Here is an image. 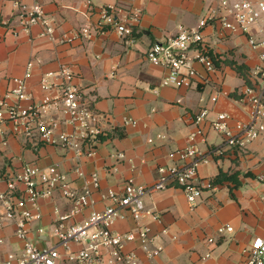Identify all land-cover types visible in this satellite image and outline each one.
Returning a JSON list of instances; mask_svg holds the SVG:
<instances>
[{"label": "crops", "instance_id": "1", "mask_svg": "<svg viewBox=\"0 0 264 264\" xmlns=\"http://www.w3.org/2000/svg\"><path fill=\"white\" fill-rule=\"evenodd\" d=\"M87 1L92 3V22L96 21L98 11L109 5L141 11L136 42L125 44L113 30L88 40L78 36L89 21L85 16L89 12ZM216 3V0H0V94L14 88V80L25 76L27 64L32 61L27 91L30 102L40 103L46 94H57L56 89L49 92L42 89V78L67 65L76 76L75 85L104 116V133L96 155L91 158H79L73 151L44 143L35 149L18 137H9L8 149L0 156V189H6L4 175L19 172L23 164L55 165L68 173L75 188L81 190L88 185L93 190L94 204L64 221L66 225L82 223L91 212L102 211L110 204L101 192L108 189L124 192L130 178L139 184H154L158 167L170 164V153L191 143L195 117L208 109L209 116L202 124L206 142L197 143L207 159L198 167L201 199L192 206L184 192L174 187L146 195V207L161 215V223L144 217L141 224L148 226L152 234L168 230L149 248L155 251L160 246L162 250L150 256L140 240H135L126 244L125 251L135 254L139 264H243L252 240L264 238V135L246 149L227 147L224 137L210 128V121L217 113L227 112L234 122H248L249 103L243 97L249 85H245L235 65L250 69L251 86H262L254 75L255 68L261 65L259 52L249 47L246 37L232 35L215 20L203 27L202 32L219 65L208 72L195 62L198 74L191 87H163L166 70L146 58L153 43L175 36L179 27L197 28ZM36 4L43 6L53 19L54 40L41 36L40 26L23 28V7ZM64 35L66 41L60 42ZM48 82L56 84L58 80L50 77ZM214 96L216 101L212 100ZM125 119L137 124H125ZM5 129L9 131L10 126ZM119 154H124V158H119ZM77 167L85 177L74 172ZM93 172L99 174V190L90 184ZM220 173L236 179H223L212 185ZM39 205L42 219L31 225L32 237L45 246L50 240L38 236L35 229L41 226L50 230L59 215L69 211L70 202L56 191L51 198L40 199ZM123 214L124 218L113 226L121 234L138 227L129 213ZM221 225H229L233 231L219 234L217 229ZM15 233V224L7 223L2 232L0 264L9 252L20 249ZM206 254L211 256L203 259Z\"/></svg>", "mask_w": 264, "mask_h": 264}, {"label": "built area", "instance_id": "2", "mask_svg": "<svg viewBox=\"0 0 264 264\" xmlns=\"http://www.w3.org/2000/svg\"><path fill=\"white\" fill-rule=\"evenodd\" d=\"M216 1L215 7L197 28L179 27L175 36L153 43L146 51V58L151 64L166 70L161 82L163 87H191L198 74L195 62L208 72L216 70L203 36V27L216 20L232 35L246 37L249 47L259 52L261 65L255 68L254 75L263 84L244 89L243 100L249 103V120L234 122L229 113L220 112L210 121V128L224 137L227 147L246 149L264 135V0ZM91 5V1H87L89 12L85 16L89 21L79 30L78 36L88 40L113 30L125 44L136 42V32L142 21L141 11L109 5L102 7L96 21L92 22ZM23 9L24 29L40 26L41 36L55 39V23L43 6L36 4L31 8L24 6ZM64 41L65 35L60 39V42ZM33 66L34 62H29L25 76L14 80L13 89L0 94V156L6 153L9 137L13 136L35 149L39 143H44L73 151L79 158L94 157L100 136L104 133V116L94 109L83 90L75 85L76 76L67 65L41 80L44 91L56 89L57 94H46L40 103L30 102L27 80ZM50 77H55L58 83H49ZM212 100L216 101L217 97L214 96ZM209 113L208 109H203L196 115V128L190 135L191 143L170 153L171 163L158 167V178L154 184L143 185L130 178L124 192L113 189L101 192L102 198L110 204L102 211L91 212L82 223L66 225L64 221L94 204L93 190L88 185L81 190L75 188L68 173L55 165L41 167L26 163L19 172L4 175L6 189H0V244L4 242V228L12 222L16 226L15 235L20 249L9 252L3 264H139L135 254L125 251L126 244L135 240H140L142 248L149 251L150 256L160 253V246H156L155 251L149 248L168 230L165 228L159 234H152L148 226L141 224L144 217L161 223V215L146 207L145 196L174 187L184 192L192 206L201 199L203 191L197 177L198 167L207 159L197 143L206 142L202 124ZM125 124L136 125L137 122L125 119ZM7 125L10 126L9 131L5 129ZM118 157L124 158V154ZM74 172L79 177H85L79 167ZM89 179L92 187L99 190V174L93 172ZM56 191L70 202V208L65 215H59L50 230L41 226L35 229L38 236H47L50 240L49 244L40 246L32 237L31 225L42 219L39 200L51 198ZM124 212L132 216L138 227L121 234L115 232L113 226L118 219L124 218ZM217 231L225 234L233 231V228L221 225ZM210 256L206 254L203 259ZM243 264H264L263 237L252 240Z\"/></svg>", "mask_w": 264, "mask_h": 264}, {"label": "trees", "instance_id": "3", "mask_svg": "<svg viewBox=\"0 0 264 264\" xmlns=\"http://www.w3.org/2000/svg\"><path fill=\"white\" fill-rule=\"evenodd\" d=\"M209 54L211 55V57H212V59H213V61H214L215 66H218L220 61L217 59V57L213 54V52H212L211 50H209ZM230 63L235 65V63H233V62H230ZM235 68H236V70L240 73V75L243 77V79H244V81H245V85H249V86H251V80H250V78H249V75H250V69H249L247 66H245V65H235ZM223 179H229V180H233V181H235L236 177H233V176H227V175L224 174V173H220V174L217 176L216 180L212 182V185H213L214 183H216V181H217V182H220V181H222Z\"/></svg>", "mask_w": 264, "mask_h": 264}]
</instances>
